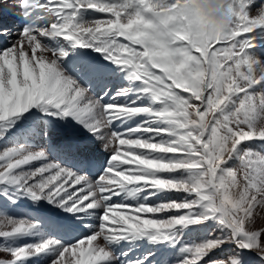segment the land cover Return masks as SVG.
Segmentation results:
<instances>
[{
	"label": "snow or ice",
	"instance_id": "6c2138e0",
	"mask_svg": "<svg viewBox=\"0 0 264 264\" xmlns=\"http://www.w3.org/2000/svg\"><path fill=\"white\" fill-rule=\"evenodd\" d=\"M231 3L0 0V264H264V0Z\"/></svg>",
	"mask_w": 264,
	"mask_h": 264
},
{
	"label": "clouds",
	"instance_id": "9594fccd",
	"mask_svg": "<svg viewBox=\"0 0 264 264\" xmlns=\"http://www.w3.org/2000/svg\"><path fill=\"white\" fill-rule=\"evenodd\" d=\"M196 7L203 17L202 29L223 30L232 23L231 0H197ZM259 15H264V7L259 10Z\"/></svg>",
	"mask_w": 264,
	"mask_h": 264
},
{
	"label": "rangeland",
	"instance_id": "374dc122",
	"mask_svg": "<svg viewBox=\"0 0 264 264\" xmlns=\"http://www.w3.org/2000/svg\"><path fill=\"white\" fill-rule=\"evenodd\" d=\"M255 7V6H254ZM255 14V13H253ZM259 55L261 59H264V45H262L259 49ZM264 225V220L258 222L257 227Z\"/></svg>",
	"mask_w": 264,
	"mask_h": 264
}]
</instances>
